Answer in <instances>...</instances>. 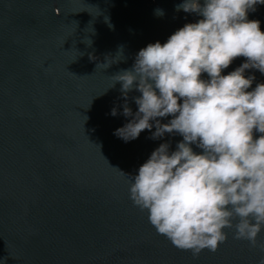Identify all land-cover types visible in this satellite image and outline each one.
Wrapping results in <instances>:
<instances>
[{
  "label": "water",
  "instance_id": "water-1",
  "mask_svg": "<svg viewBox=\"0 0 264 264\" xmlns=\"http://www.w3.org/2000/svg\"><path fill=\"white\" fill-rule=\"evenodd\" d=\"M181 2L0 0V264H260L264 230L253 247L226 228L217 251L193 257L129 197L125 174L182 137L151 139L155 128L127 142L114 135L132 119L114 76L132 68L140 49L202 18L177 12ZM255 7L248 19L264 32V4ZM245 75L255 76L249 91L264 83L256 69ZM139 95L128 94L133 114Z\"/></svg>",
  "mask_w": 264,
  "mask_h": 264
},
{
  "label": "clouds",
  "instance_id": "clouds-1",
  "mask_svg": "<svg viewBox=\"0 0 264 264\" xmlns=\"http://www.w3.org/2000/svg\"><path fill=\"white\" fill-rule=\"evenodd\" d=\"M258 4L264 0H182L177 12L202 18L165 43L140 49L132 68L114 76L123 115L132 117L114 135L127 142L155 128L151 139L182 137L174 151L161 143L138 174H124L134 206L147 212L158 234L193 257L217 251L226 228L253 247L264 230V83L249 91L255 76L245 75L249 69L264 74V32L259 20L248 19ZM237 57L246 60L222 75ZM133 90L140 93L133 97L135 114L127 103Z\"/></svg>",
  "mask_w": 264,
  "mask_h": 264
}]
</instances>
